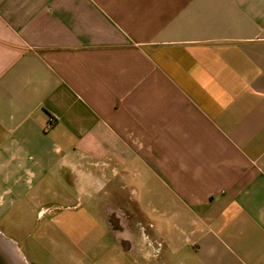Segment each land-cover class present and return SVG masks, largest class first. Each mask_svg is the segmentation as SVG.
Masks as SVG:
<instances>
[{
    "label": "crops",
    "instance_id": "0c3cea01",
    "mask_svg": "<svg viewBox=\"0 0 264 264\" xmlns=\"http://www.w3.org/2000/svg\"><path fill=\"white\" fill-rule=\"evenodd\" d=\"M0 238L264 264V0H0Z\"/></svg>",
    "mask_w": 264,
    "mask_h": 264
},
{
    "label": "water",
    "instance_id": "95a60500",
    "mask_svg": "<svg viewBox=\"0 0 264 264\" xmlns=\"http://www.w3.org/2000/svg\"><path fill=\"white\" fill-rule=\"evenodd\" d=\"M11 251L6 247L0 238V264H14L11 258Z\"/></svg>",
    "mask_w": 264,
    "mask_h": 264
},
{
    "label": "built area",
    "instance_id": "2783aa9c",
    "mask_svg": "<svg viewBox=\"0 0 264 264\" xmlns=\"http://www.w3.org/2000/svg\"><path fill=\"white\" fill-rule=\"evenodd\" d=\"M53 121V119L52 118H49V123H51Z\"/></svg>",
    "mask_w": 264,
    "mask_h": 264
},
{
    "label": "bare ground",
    "instance_id": "6f19581e",
    "mask_svg": "<svg viewBox=\"0 0 264 264\" xmlns=\"http://www.w3.org/2000/svg\"><path fill=\"white\" fill-rule=\"evenodd\" d=\"M16 252V251H15Z\"/></svg>",
    "mask_w": 264,
    "mask_h": 264
}]
</instances>
